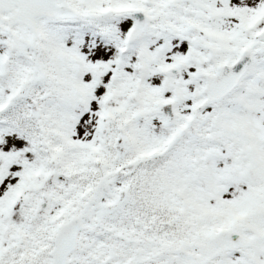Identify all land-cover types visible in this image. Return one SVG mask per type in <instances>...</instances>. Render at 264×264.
I'll return each instance as SVG.
<instances>
[{
	"label": "snow or ice",
	"instance_id": "6c2138e0",
	"mask_svg": "<svg viewBox=\"0 0 264 264\" xmlns=\"http://www.w3.org/2000/svg\"><path fill=\"white\" fill-rule=\"evenodd\" d=\"M0 264H264V0H0Z\"/></svg>",
	"mask_w": 264,
	"mask_h": 264
}]
</instances>
